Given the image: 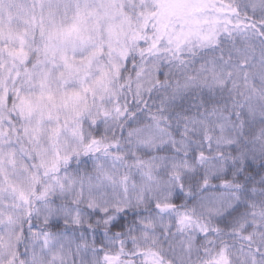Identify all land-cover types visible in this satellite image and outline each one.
Masks as SVG:
<instances>
[{
  "label": "snow or ice",
  "instance_id": "6c2138e0",
  "mask_svg": "<svg viewBox=\"0 0 264 264\" xmlns=\"http://www.w3.org/2000/svg\"><path fill=\"white\" fill-rule=\"evenodd\" d=\"M0 264H264V0H0Z\"/></svg>",
  "mask_w": 264,
  "mask_h": 264
}]
</instances>
